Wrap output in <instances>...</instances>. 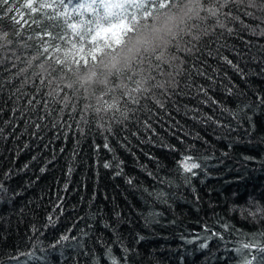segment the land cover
I'll list each match as a JSON object with an SVG mask.
<instances>
[{
	"label": "trees",
	"instance_id": "trees-1",
	"mask_svg": "<svg viewBox=\"0 0 264 264\" xmlns=\"http://www.w3.org/2000/svg\"><path fill=\"white\" fill-rule=\"evenodd\" d=\"M262 69L264 0H0V180L11 197L0 200V264H111L97 240L122 257L103 227L116 226V211L126 221L121 238L138 253L130 264H245L257 256L236 249L264 247V107L246 133L248 123L237 127L220 106L235 110L264 96ZM189 145L196 151L185 152ZM181 153L213 157L208 174L185 184ZM109 161L123 162L124 175L105 169ZM9 169L16 171L5 179ZM158 191L167 204L148 195ZM57 196L64 212L57 208L46 227ZM153 211L159 223L146 227ZM205 225L223 239L200 248L193 237ZM81 230L90 232L83 250L57 245Z\"/></svg>",
	"mask_w": 264,
	"mask_h": 264
},
{
	"label": "snow or ice",
	"instance_id": "snow-or-ice-1",
	"mask_svg": "<svg viewBox=\"0 0 264 264\" xmlns=\"http://www.w3.org/2000/svg\"><path fill=\"white\" fill-rule=\"evenodd\" d=\"M208 54L211 55V52H209ZM237 55L238 56L242 55V53L238 52ZM225 62L228 63L236 72L240 73L241 76H243V71L240 69L238 64H233V62L231 60H227V58H225ZM262 72H264V69H262ZM198 74L202 75L203 73L201 71V72H198ZM207 79H209L210 81L212 80L211 77H207ZM208 91L209 90L204 88L203 86H198V88H197V92L200 95L207 97V101H211L212 104L219 106L218 102H216L215 100H212V98L208 96ZM225 91H226L227 95H234L232 88H227ZM239 95L242 96L243 93H239ZM207 101H202V102L206 103ZM160 107L163 108L164 105H162ZM220 107H221L222 114H227L228 116L232 117L233 120L236 121L237 127L242 126L243 122H247L249 127L245 130V132L248 133V132H251L255 127V122L253 120V116L256 114L257 110H260L262 107H264V96H262L259 92H257L255 102L244 103L242 107L238 106L235 110L223 108L222 106H220ZM245 109H247L248 111H245ZM248 112H251L252 115H249ZM204 121H207L208 123H210L212 125H215L217 128H224L228 132H231L233 130L228 125L223 124L221 120L214 119L212 116L203 117L201 122H204ZM145 127L149 128L150 125H148L145 122ZM37 128H39V126H37ZM0 131H2V130H0ZM162 146L169 148V150H171V151H176L175 146H171V145H162ZM104 147L108 148L109 146L107 143H105ZM229 147H231V144L229 145ZM193 151H196L194 145H189L185 149V152H188V153H191ZM221 156L226 158L228 156V153L227 152L221 153ZM212 158L213 157L204 156V155L193 156L191 154L186 155L184 153H181V159L179 161H176V170L180 173L184 183L190 184L191 178L196 177L199 173L202 172L205 175L208 174L207 168L209 167V164L207 162ZM33 159H36V158L33 157ZM245 159L247 160L250 158L246 157ZM220 162L223 163V160L221 159ZM122 163L123 162H121V161H116V162L109 161V162H105L103 164V167L105 169L114 168L115 169L114 176L119 177V176L124 175ZM212 166L215 167L216 165H212ZM27 167H28V165L24 166L25 169H27ZM15 171H16L15 169H9L8 171H6L4 173L5 179L11 178V176L13 175V173ZM40 171H41V173H43L45 171V168L42 167L40 169ZM149 175L151 176L152 173H149ZM125 182L130 187L136 188V185L134 184L132 177H127ZM67 188H68V185L65 184L63 190L67 191ZM144 191H147V189H144ZM148 195L149 196H155L156 199L160 200L161 202H163L165 204L168 203V200L166 198L167 194L164 193L163 191H158L155 193L149 192ZM5 199H11V197L8 196V190L4 186V181L0 180V200H5ZM56 199H57V203L53 207V212L49 213L47 216V224L45 225L46 227L54 226L55 221L58 219V217H54V213H55L57 208L60 209L61 214H63V212H64V208H63L64 197L57 196ZM260 213H261V209L259 207H257V213L256 214H260ZM250 214H252V213L250 212ZM161 215H162L161 213H158L155 211L149 212L146 215H144L143 219H144L145 226L148 227V226H151L154 224H158L159 223L158 217ZM115 217H116V226L115 227H113L112 225H110L106 222L103 224V227L106 229H110L113 232V235H114L113 243L120 246L121 251H122V257L119 259L113 257L112 247L106 241L98 239L97 243H100L105 248V255L111 261V264H120V260H122L123 264H130V257L134 258L138 253H137V250L135 247L130 248L120 236V233L118 231L119 224L122 222H126L123 220L121 213L119 211H116ZM262 218H264V217H262ZM81 219H83V217ZM87 227L90 229L92 226L88 225ZM221 227L224 229L225 232H227L230 225L228 223H224L221 225ZM68 231L70 233L72 231V229H69ZM204 233H205V235H203V236H201L200 234H196L193 237V239H195L197 241L203 240V242L199 244L200 248H207L208 242L211 239H213L214 237L220 238L221 240L223 239V235L221 233H217V232L213 231L207 225L204 226ZM208 233H211V234L209 235ZM85 238H90V232L86 231V230H81V235L79 238L77 236H74V235L70 236L69 234L65 233V234L61 235V237L57 240L56 243H57V245H63L64 242H69L68 246L75 248L77 250H83L85 247V245H84V239ZM144 239H145L144 236L137 233L135 236V243L139 244ZM187 242L192 243V240H188ZM244 249L249 250V253H251L253 250H255L257 253V256H259L258 261H257V256H252L251 260L245 261V264H253V261H256L257 264H264V247H260L258 244H251L250 245L248 243H244L241 245L240 248H237L236 251L238 254H242ZM28 255L32 256L34 254L29 253ZM11 259H18V256L11 257ZM93 264H98V260L95 257H93Z\"/></svg>",
	"mask_w": 264,
	"mask_h": 264
}]
</instances>
